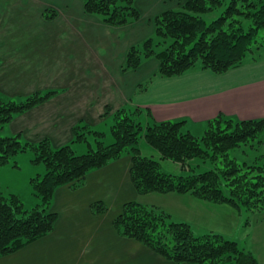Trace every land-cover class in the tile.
I'll use <instances>...</instances> for the list:
<instances>
[{"label":"trees","instance_id":"obj_1","mask_svg":"<svg viewBox=\"0 0 264 264\" xmlns=\"http://www.w3.org/2000/svg\"><path fill=\"white\" fill-rule=\"evenodd\" d=\"M84 12L111 27H124L140 19L135 0H82ZM226 0H184L178 10L154 18V33L128 49L123 72L136 70L155 59L154 77L139 85L146 90L154 78H173L194 71L224 74L247 63L264 60V0H229L224 12L207 23L202 15L218 9ZM45 19L54 14L45 11ZM245 22H249L248 28ZM57 91L36 92L22 100L0 95V169L11 166L18 155H28L33 166L44 172L30 178L35 204L26 208L16 194L0 190V258L18 252L49 235L56 224L52 211L55 192L64 186L76 190L86 177L125 156L131 158L130 180L138 196L175 194L233 210L264 211V118L236 120L223 114L206 122L200 135L186 122L165 121L142 124L138 109H106L111 114L110 136L86 123L73 129L70 143L54 148L48 139L27 142L20 135H2L16 116L43 104ZM107 142V143H106ZM147 145L153 154H144ZM85 145V147L83 145ZM83 151L78 152L77 146ZM242 150L241 162L235 151ZM149 155V156H148ZM208 163L196 171L189 162ZM172 162L179 172L163 170ZM171 164V163H170ZM183 170L187 174H183ZM91 213L102 215L107 207L97 202ZM156 208L138 201L128 202L113 220L118 236L133 240L166 261L176 264H258L250 252L218 234L195 236L185 222H175Z\"/></svg>","mask_w":264,"mask_h":264},{"label":"crops","instance_id":"obj_2","mask_svg":"<svg viewBox=\"0 0 264 264\" xmlns=\"http://www.w3.org/2000/svg\"><path fill=\"white\" fill-rule=\"evenodd\" d=\"M183 2L135 0L139 21L116 28L86 14L82 0H0V95L20 100L57 91L13 118L5 135H20L32 143L48 139L58 148L72 141L73 127L83 122L111 142L107 108L138 109L137 118L144 125L183 120L196 135L218 114L236 120L264 118V60L224 74L194 71L154 78L142 92L139 85L154 77L158 61L150 59L136 70L122 71L128 49L153 35L154 18ZM45 11L53 18L45 19ZM141 149L153 154L144 143ZM77 150L84 148L79 145ZM23 158L31 168L29 179L44 172L28 155ZM130 168L131 158L125 156L89 174L76 190L59 188L52 204L57 214L53 231L1 257L0 264H176L118 236L113 228L124 204L145 197L135 191ZM3 172L15 173L8 167ZM97 202L107 207L106 213H91Z\"/></svg>","mask_w":264,"mask_h":264},{"label":"rangeland","instance_id":"obj_3","mask_svg":"<svg viewBox=\"0 0 264 264\" xmlns=\"http://www.w3.org/2000/svg\"><path fill=\"white\" fill-rule=\"evenodd\" d=\"M228 3L229 0H226L223 6L203 14V19L207 23H210L224 12ZM178 9V7L174 8V10ZM244 24L248 28L249 22H245ZM259 36L264 39V30L259 32ZM14 100L18 101V99ZM2 135H5V133H2ZM83 146L85 147V145ZM77 151L80 152L79 150ZM22 156L25 157V155H18L16 158L17 167H11L15 165L13 163L15 160L11 161V166H6L13 169L15 173H0V190L4 194L21 196L20 198L23 200L24 206L30 209L35 204V200L31 202L32 189L28 177L31 174L29 172L31 168L27 167L26 161ZM232 156H235L239 162L244 158L248 159V156L244 157L242 150L235 151ZM189 163L195 166L198 172L205 171L210 167L208 163L204 164L198 159H194ZM3 169H0V171ZM163 170L175 173L179 172L180 169L174 166L172 162H167L163 164ZM183 174H187L185 170H183ZM177 197L179 196L149 194L138 202L149 208H156L158 211L165 212L170 216L169 219L171 221L187 223L195 236L207 234L221 235L226 240L235 242L239 249L250 252L258 264H264V211L251 212L242 209L238 212L227 205L203 202L190 196Z\"/></svg>","mask_w":264,"mask_h":264}]
</instances>
